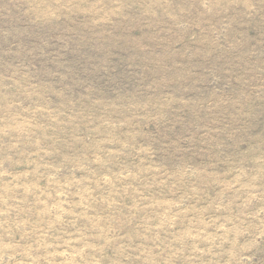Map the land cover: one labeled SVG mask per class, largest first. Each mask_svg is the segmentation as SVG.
Listing matches in <instances>:
<instances>
[{
	"label": "rangeland",
	"instance_id": "obj_1",
	"mask_svg": "<svg viewBox=\"0 0 264 264\" xmlns=\"http://www.w3.org/2000/svg\"><path fill=\"white\" fill-rule=\"evenodd\" d=\"M0 264H264V0H0Z\"/></svg>",
	"mask_w": 264,
	"mask_h": 264
}]
</instances>
